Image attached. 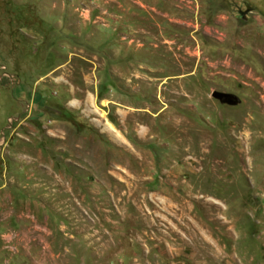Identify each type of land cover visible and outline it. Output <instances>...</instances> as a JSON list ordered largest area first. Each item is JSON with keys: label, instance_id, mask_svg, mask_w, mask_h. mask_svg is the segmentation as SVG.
Listing matches in <instances>:
<instances>
[{"label": "rangeland", "instance_id": "374dc122", "mask_svg": "<svg viewBox=\"0 0 264 264\" xmlns=\"http://www.w3.org/2000/svg\"><path fill=\"white\" fill-rule=\"evenodd\" d=\"M0 264H264V0H0Z\"/></svg>", "mask_w": 264, "mask_h": 264}, {"label": "water", "instance_id": "95a60500", "mask_svg": "<svg viewBox=\"0 0 264 264\" xmlns=\"http://www.w3.org/2000/svg\"><path fill=\"white\" fill-rule=\"evenodd\" d=\"M213 96L221 99L222 101H228L234 103L237 100V97L234 94L216 90L213 92Z\"/></svg>", "mask_w": 264, "mask_h": 264}]
</instances>
